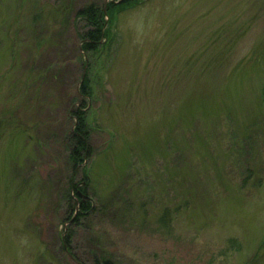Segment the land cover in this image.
Segmentation results:
<instances>
[{"label":"rangeland","instance_id":"rangeland-1","mask_svg":"<svg viewBox=\"0 0 264 264\" xmlns=\"http://www.w3.org/2000/svg\"><path fill=\"white\" fill-rule=\"evenodd\" d=\"M91 1L0 0V264H264V0H139L83 53Z\"/></svg>","mask_w":264,"mask_h":264},{"label":"trees","instance_id":"trees-1","mask_svg":"<svg viewBox=\"0 0 264 264\" xmlns=\"http://www.w3.org/2000/svg\"><path fill=\"white\" fill-rule=\"evenodd\" d=\"M139 0H119L118 2L110 1L106 4L104 11L102 8L97 6V4L93 1L88 2L83 5L82 8L78 9L75 13L77 18H80L85 21L86 26L89 28L80 35V50L83 53L87 52H100L101 48L107 46L109 41V29L107 28V22L109 24V19L111 20L113 14L117 11L123 10L125 8L131 7L137 4ZM104 16L108 19L105 20ZM84 76L82 81L79 84V88L77 90V94L81 99H84V102L81 100V107H74L69 109V116L74 120L69 142H70V154L69 157L71 159L72 164V172L75 175L77 172V166L83 161L88 160L92 156V151L89 148V134L90 129L88 126L87 120V110H88V102L87 99L90 98L92 94L91 90V81L88 77L87 71L89 69V65L85 67ZM86 166L82 168V177L83 188L82 186H78V183H74L72 176L69 179L68 189L73 191V199L69 196V199L72 201L73 205L76 207L75 200L80 199L79 205L77 209L75 207L71 208L70 215L67 217L68 221H72V223H77L79 218L87 212H91L93 210V206L90 201H84L83 192L85 186H87L88 181L85 176ZM68 190V193H69ZM71 235L68 232L64 236H62L63 246L69 249ZM103 264H112L111 260L105 259Z\"/></svg>","mask_w":264,"mask_h":264}]
</instances>
